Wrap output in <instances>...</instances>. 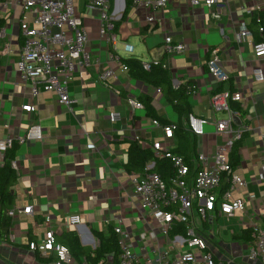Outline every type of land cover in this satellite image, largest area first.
Instances as JSON below:
<instances>
[{
	"label": "crops",
	"instance_id": "0c3cea01",
	"mask_svg": "<svg viewBox=\"0 0 264 264\" xmlns=\"http://www.w3.org/2000/svg\"><path fill=\"white\" fill-rule=\"evenodd\" d=\"M88 1L76 0V7L88 29L92 64L77 69L69 83V93L77 100L73 110L60 104L53 91L41 90L33 95L15 67L22 42L17 24L23 19L30 21L32 15L14 6L0 10V16L6 19L0 49V139L22 136L33 123L41 124L44 131L42 141L18 143L15 152L17 178L10 187L12 201L4 208L0 202V264H55L54 251L31 249V243H42L51 230L64 244L63 233L75 231L83 247L93 249L100 243L99 234L110 237L120 219L137 251L157 240L167 243L168 237L161 234L158 224L143 217L131 180L138 172L126 167L129 148L138 142L152 149L153 143L160 141L163 146L195 156L213 154L229 135L216 126L218 121L229 119V112L213 105L224 92L242 94L241 100H231L237 107L231 109L236 112L233 128L244 130L239 145L241 160L233 169L245 185L233 191L244 198L246 207L231 216L214 214L202 230L212 237L217 256L232 257L236 264H264L248 258L253 243L250 230L255 224L264 225V81L254 76L259 66L264 70V58L254 54L257 38L251 29L253 14L264 10V0H219L213 6L169 0L164 11L135 9L127 7V0H111L118 31L115 51L101 37L98 11L91 10ZM147 15H154L156 20L147 22ZM244 23L252 35L240 38ZM166 39L173 44L185 43L188 48L167 53ZM125 43L132 45L131 51L126 50ZM214 51L229 75L227 80L216 79L208 70ZM113 53L118 59L112 58ZM130 57L144 63L163 62L174 88H191V113L208 120L204 136L180 138L177 135L181 134L174 133L166 139L164 129L153 123L156 118L148 114L145 105L134 108L129 104V98L150 100L162 125L188 129L186 115L175 110L166 90L159 91L157 86L123 69V60ZM106 70L114 74L103 83L99 74ZM26 104H32L35 110H23ZM111 112H118L119 119L111 121ZM28 206L32 208L30 213L19 212ZM72 214L81 216L80 224L69 223ZM110 244L106 247L111 248ZM84 261V257H72L69 264ZM118 262L119 254L110 249L100 264Z\"/></svg>",
	"mask_w": 264,
	"mask_h": 264
},
{
	"label": "built area",
	"instance_id": "2783aa9c",
	"mask_svg": "<svg viewBox=\"0 0 264 264\" xmlns=\"http://www.w3.org/2000/svg\"><path fill=\"white\" fill-rule=\"evenodd\" d=\"M219 0H190L191 5L204 4L213 6ZM88 7L98 11L100 20L99 32L101 37L111 45L113 51L118 45V31L115 15L111 12V0H89ZM169 0H132L131 7L138 9L145 7L152 11H164ZM264 4V3H263ZM21 7L29 12L32 19H23L20 23L22 42L19 58L16 61V71L21 78L30 85L33 95L41 90L53 91L58 95L59 103L70 110L77 102L69 93V83L77 69H87L91 64V51L87 43L88 29L76 7V0H0V10L5 7ZM260 9V8H259ZM264 9V6L261 8ZM147 22L156 20L154 15H147ZM261 40L254 42V54L264 58V27L260 25ZM6 35V27L0 30V37ZM252 35L245 23L241 27L240 38ZM128 51L132 45L125 43ZM187 44H173L166 39L165 52H183ZM113 59H118L112 54ZM150 63H145L149 68ZM123 69L128 66L123 63ZM209 72L218 80H227L229 75L221 65L216 51L208 60ZM114 74L113 70H106L99 74L101 82ZM255 79L264 81V70L261 66L254 70ZM161 89L159 88V91ZM239 101L242 94L239 92H224L218 95L213 105L217 110H226L230 117L216 123L217 130L225 132V143L218 147L213 154L199 153L196 164L199 170L196 175L189 178L190 166L182 155L173 152L172 147L163 146L162 142L153 143L152 149L156 156L168 158L176 173L164 179L159 173L153 171L156 164L150 161L143 173H134L132 183L140 199V208L143 217L154 220L168 242L164 245L159 240L156 243H147L137 251L131 233L122 226L118 220L114 231L118 237L120 247L118 264H236L232 257L217 256L213 250L212 237L203 233V225L214 214L231 216L246 207L243 197L234 195V189L245 185L243 178L237 174L230 162V153L233 145L242 137L243 129H234L232 120L236 112L230 108L229 100ZM129 104L134 108H143L144 104L129 98ZM23 110L31 113L35 110L32 104L23 105ZM118 112H111V121L119 119ZM156 126H162L166 139L174 136L175 125H162L154 119ZM206 118L197 117L193 113L188 116L187 125L198 137L206 132ZM264 137V131H263ZM44 139L43 127L39 123L31 124L22 136L14 138L7 136L0 139V166L4 163L5 153L15 143L27 141H42ZM15 167V160L12 161ZM264 177V163L262 165ZM228 175L229 187L223 189L224 175ZM30 206L21 209L22 214L30 213ZM12 214L13 211H10ZM81 222L79 214L69 217L71 225ZM185 227V233L171 235L174 227ZM253 243L249 248L248 258L264 263V225L255 224L252 228ZM31 249H40L42 252L52 250L56 253L55 264H69L72 256L69 247L58 242L53 231H48L42 243L32 242ZM83 264H88L84 261ZM100 264V263H98Z\"/></svg>",
	"mask_w": 264,
	"mask_h": 264
},
{
	"label": "trees",
	"instance_id": "16d2710c",
	"mask_svg": "<svg viewBox=\"0 0 264 264\" xmlns=\"http://www.w3.org/2000/svg\"><path fill=\"white\" fill-rule=\"evenodd\" d=\"M132 0H127V7L131 6ZM6 23L5 17L0 16V30L4 27ZM251 29L253 30L257 40H261L263 37L260 34V25L264 27V10H257L253 14V20L251 24ZM255 27V28H254ZM22 41V40H21ZM1 37H0V49H1ZM123 63L128 66V70L131 76L146 81L160 88L161 90H166L167 99L173 104L175 110L181 114L188 116L191 114V107L188 101L189 94L191 93V88L189 86H181L179 88H174L172 85V76L170 71L165 67L163 62L150 63L149 68L145 67V63L138 58L130 57L124 59ZM0 66H1V55H0ZM190 88V89H189ZM142 102V101H141ZM229 100L230 108L236 110L237 107L231 103ZM147 109L149 115L157 120L161 121L160 117L155 114V110L150 102L146 100L142 102ZM238 112V111H237ZM165 124V123H164ZM175 125L174 133L180 138H192L196 137L188 127L187 131L184 127L180 125ZM187 132H191L194 135H184ZM243 136L235 142L230 153L231 166L234 168L240 163V152L239 145L242 142ZM18 148V142L14 143L5 153L4 163L0 167V202L2 208L5 205L10 204L12 201V194L10 191L11 185L17 178V173L12 165V161L15 159V152ZM174 153L182 155L185 161L190 166L189 178L192 179L199 170V166L195 163V158L198 155L193 153H187L186 150L182 151L179 148L173 149ZM128 160L126 167L128 171H137L138 173H143L145 171V166L150 160L156 162L153 170L159 173L164 179L168 180L170 176L176 173V170L172 166L171 161L166 157H158L154 154L151 148L142 147L138 142H133L129 148ZM230 181L228 175H224L223 179V189L229 187ZM185 227L179 226L174 227L171 235L176 233H185ZM115 232V231H114ZM112 233L110 237H105L103 234H99L100 243L96 248L86 249L80 242L79 236L75 231H67L63 233V243L69 247L71 256L75 259H81L84 257L88 264H98L105 257L108 250L112 249L116 254H120V247L118 244V237L116 233ZM245 231L244 235H247ZM250 235L252 236V229L250 230ZM253 238V237H252ZM253 241V239H252ZM111 242V248L106 247V243Z\"/></svg>",
	"mask_w": 264,
	"mask_h": 264
},
{
	"label": "rangeland",
	"instance_id": "374dc122",
	"mask_svg": "<svg viewBox=\"0 0 264 264\" xmlns=\"http://www.w3.org/2000/svg\"><path fill=\"white\" fill-rule=\"evenodd\" d=\"M18 9H19V11H21V10H22V8H21V7H19ZM18 14H19V13H18ZM9 20H10V16L8 17V20H7V21H9ZM25 20L27 21V19H25ZM17 26H18V27H20V24L18 23V24H17ZM159 230H160V229H159Z\"/></svg>",
	"mask_w": 264,
	"mask_h": 264
}]
</instances>
